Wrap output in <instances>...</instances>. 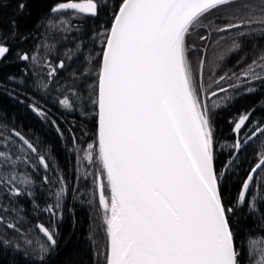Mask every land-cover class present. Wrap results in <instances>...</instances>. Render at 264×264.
I'll use <instances>...</instances> for the list:
<instances>
[{
	"label": "snow or ice",
	"instance_id": "6c2138e0",
	"mask_svg": "<svg viewBox=\"0 0 264 264\" xmlns=\"http://www.w3.org/2000/svg\"><path fill=\"white\" fill-rule=\"evenodd\" d=\"M27 7V0H20L16 15L22 17ZM101 7H107L104 0H61L51 7L49 15L73 10V15L95 17ZM113 8L116 10L112 12L110 28L99 34L103 43L93 101L98 108L97 147L93 155V145L89 144L85 154V159L98 161L102 166L97 188L108 238L106 264H244L242 256L251 258L248 264H264V235H249L246 251L243 247L238 250L231 219L237 208L247 205L251 215L261 212L264 227V199L259 194L249 198L256 174L264 170V148L231 204H225L223 188L234 160L217 170L214 150L218 111L229 107L235 95L241 94V85L257 80L264 83V53L253 59L239 76H220L213 81L216 90L210 91L202 83L197 84L186 44L187 37L192 35L206 45L214 34L237 30L236 37H242L264 32V0H259L258 5L250 0H116ZM220 9L224 10L221 16L226 15L229 22L220 26L213 20L202 23L213 10ZM241 12L243 15H238ZM48 25L71 31L69 19L61 18L54 24L49 18ZM9 27L14 38L17 21H11ZM242 28L246 31H240ZM200 31L206 34L200 35ZM7 40L8 36L0 30V58L10 51ZM80 46L77 43V49ZM241 47L234 37L228 52ZM196 48L193 42L191 49ZM72 51L65 53L67 59H72ZM18 58L30 59L27 53ZM31 59L35 62L38 58L33 55ZM204 64L205 58L201 56V70ZM48 67V77L52 78L58 69L65 68V60ZM226 78H235L238 83L220 87ZM246 91L254 93L256 89L247 87ZM218 95L219 102L213 99L211 104L207 103ZM59 103L68 109L72 107L68 97ZM259 107L264 110V101ZM33 111L44 115L35 107ZM253 111L249 109L238 119L229 118L234 134L248 126ZM252 123L255 130L248 141L264 136V125ZM13 132L27 149L36 153L29 140ZM230 147L239 150L242 142L236 139ZM8 156L0 151L5 163H13ZM39 163L49 168L45 156L39 157ZM259 179L264 181V175ZM16 180L12 176L9 182ZM44 182H49L47 176ZM19 183L31 181L25 177ZM60 183L63 184L62 179ZM21 191L19 187L10 189L13 195H20ZM63 192L61 187L57 199ZM55 207L58 205H49L45 211L54 214ZM3 220L0 216V223ZM6 227L20 231L15 223H7ZM36 228L46 241L37 244L25 240V244L34 251L38 247L43 254L39 264H46L44 256L58 243L56 233L43 224Z\"/></svg>",
	"mask_w": 264,
	"mask_h": 264
},
{
	"label": "trees",
	"instance_id": "16d2710c",
	"mask_svg": "<svg viewBox=\"0 0 264 264\" xmlns=\"http://www.w3.org/2000/svg\"><path fill=\"white\" fill-rule=\"evenodd\" d=\"M19 2L0 0V30L8 36L7 44L10 47L9 53L0 58V151L7 152L8 159L14 161L5 163V158L0 157V216L4 217L0 223V264H39V258L43 255L39 248L34 251L25 244V240L37 244L46 241L36 228L38 224L54 229L58 241L44 256L46 264H106V225H99L105 230L102 231L105 247L100 262L97 256L99 248L92 233L94 208L97 206L100 213L105 214L99 207L95 184V176L101 172L102 166L98 161L85 159V154L89 144L93 145V155L97 147L96 106L93 101L103 43V37L99 34L109 28L112 12L116 10L113 8L116 0H104L107 7H101L99 15L95 17L73 15V10L49 15L51 7L61 0H27L28 7L23 16L18 17L16 6ZM250 2L259 4V0ZM223 11L213 10L202 23L213 20L215 25L220 26L229 22L226 15L221 16ZM238 15H243V12ZM49 18L54 24L61 18L69 19L71 31L50 27ZM13 20L18 24L14 38L9 27ZM252 27L259 29L260 26ZM236 31L214 34L213 40L206 45L195 35L187 37L189 50H192L193 42L197 45L196 50L192 51L196 53L193 66L199 70L198 85L202 83L205 89L215 91L217 86L213 81L225 74L229 77L233 73L239 76L253 59L264 53V32L256 31L236 37ZM199 34L206 33L200 31ZM234 37L242 47L230 53L228 49ZM77 43L81 45L79 49ZM70 49L73 50L72 59H67L65 53ZM24 53L29 54V60L18 58ZM33 55L38 58L35 62L31 59ZM201 56L205 58L202 70L199 68ZM220 56L224 58L218 60ZM61 59L65 60V68L58 69L49 78L51 69L48 65L55 67ZM9 77L13 79L9 80ZM229 83L237 84L238 81L226 78L219 86L228 88ZM247 87L256 91L247 93ZM229 92L233 90L229 89ZM238 92L241 94L233 93L235 98L229 107L218 111L215 123L217 170L229 160H234L224 182L225 204L236 200L243 180L251 167L259 162L258 153L264 148V136L247 140L255 130L253 121L264 125V110L259 107V103L264 101V83L257 80L243 84ZM65 97L72 104L70 109L59 103ZM213 99L219 102L221 98L218 95L208 99L207 103L211 104ZM33 107L44 115L33 111ZM249 109L254 111L247 122L248 126L234 134V125L228 122L229 118L238 119ZM13 130L29 140L37 149L36 153L27 149ZM236 139L242 142L239 150L230 147ZM232 153L234 155H230ZM41 155L46 157L49 168L45 169L39 163ZM17 156L21 159L16 160ZM256 175L257 181L252 185L249 198L259 194V198L264 199V181L259 179L264 175V170ZM12 176H16L17 180L9 182ZM45 176L49 178L48 183L44 182ZM25 177L31 183H19ZM61 179L63 184L60 183ZM13 187L21 188V194L13 195L10 192ZM61 187L64 192L57 199L56 193ZM49 205H58L54 208V214L45 211ZM260 207L258 202L257 208ZM231 219L238 250L243 247L246 251L249 235H264L259 210L251 215L247 205H244L237 208ZM7 223H15L20 231L7 228ZM5 240L9 242L7 245L2 243ZM240 259L248 264L251 258L242 256Z\"/></svg>",
	"mask_w": 264,
	"mask_h": 264
},
{
	"label": "rangeland",
	"instance_id": "374dc122",
	"mask_svg": "<svg viewBox=\"0 0 264 264\" xmlns=\"http://www.w3.org/2000/svg\"><path fill=\"white\" fill-rule=\"evenodd\" d=\"M195 54L196 53L194 51L192 50L189 51L188 58L192 63L194 62V57H196ZM194 70L196 72V80L198 84V73H199L198 67L194 66ZM95 184H96V176H95ZM104 215L100 213L99 208L97 206L94 208V211L92 212V233H93V238L95 240V243H97V246L99 248L97 251L99 262L101 261V258L103 257V252H104V247H105V238L102 234V231H105V230H104V227L99 226L100 224L102 226L106 225L104 221Z\"/></svg>",
	"mask_w": 264,
	"mask_h": 264
},
{
	"label": "water",
	"instance_id": "95a60500",
	"mask_svg": "<svg viewBox=\"0 0 264 264\" xmlns=\"http://www.w3.org/2000/svg\"><path fill=\"white\" fill-rule=\"evenodd\" d=\"M110 26H111V23H110ZM110 26H109V28H110ZM101 58V57H100ZM97 112H98V108L96 107V133H97V127H98V116H97ZM99 174H97V176H98ZM97 176H96V194H97V200H98V204H99V190H98V188H97ZM99 207H100V209L101 210H104L101 206H100V204H99ZM107 248H108V238H107Z\"/></svg>",
	"mask_w": 264,
	"mask_h": 264
}]
</instances>
